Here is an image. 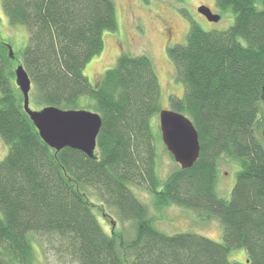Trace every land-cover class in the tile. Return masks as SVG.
<instances>
[{
  "label": "trees",
  "instance_id": "1",
  "mask_svg": "<svg viewBox=\"0 0 264 264\" xmlns=\"http://www.w3.org/2000/svg\"><path fill=\"white\" fill-rule=\"evenodd\" d=\"M215 5L233 12V25L205 31L192 23L183 44L166 48L183 85L169 109L192 122L200 153L192 168L160 180L150 124L161 110L160 84L151 59L121 53L94 85L84 75L103 33L117 29L114 0H1L28 42L16 60L0 41V138L8 147L0 161V264H42L36 252L44 256V244L54 243L76 264H240L228 260L233 249L245 250L244 264H264V0ZM18 64L38 109L100 116L93 157L41 140L14 82ZM224 158L240 167L229 199L216 193ZM132 187L146 189L159 210L174 205L217 221L222 242L161 232ZM88 191L130 223L131 238L102 228Z\"/></svg>",
  "mask_w": 264,
  "mask_h": 264
},
{
  "label": "rangeland",
  "instance_id": "2",
  "mask_svg": "<svg viewBox=\"0 0 264 264\" xmlns=\"http://www.w3.org/2000/svg\"><path fill=\"white\" fill-rule=\"evenodd\" d=\"M114 3L117 29L103 33V50L86 64L84 75L90 84L94 85L106 70L115 65L121 53L131 56L147 55L155 67L159 80L161 109L170 108L171 94L177 97L183 95V85L176 81L175 67L166 55V48L174 44H183L192 23L205 31H222L233 25L235 19L231 10L218 8L215 0H114ZM202 5L220 16L219 21H207L199 14L197 9ZM0 41L11 47L16 60L20 58V53L28 42L26 28L9 23L2 10L1 0ZM29 106L33 110H38L31 99ZM150 124L153 133L158 137L155 144L157 175L160 180H164L179 165L170 158L161 141L158 115L152 117ZM7 152L8 147L0 138V161ZM239 169L234 159L220 160L216 184V193L220 198L229 199ZM132 191L147 207L155 228L161 232L167 235L193 233L214 242H222V229L217 221L206 220L192 210L174 205L159 210L154 206L153 197L146 189L132 187ZM86 195L100 225L107 233L122 231L127 238L133 236L130 223L120 222L113 210L103 207L91 192L88 191ZM35 258L37 263L42 264H76L74 259L69 258L56 243L44 244V256L36 252ZM228 260L244 264L247 254L244 249H233L228 253Z\"/></svg>",
  "mask_w": 264,
  "mask_h": 264
},
{
  "label": "water",
  "instance_id": "3",
  "mask_svg": "<svg viewBox=\"0 0 264 264\" xmlns=\"http://www.w3.org/2000/svg\"><path fill=\"white\" fill-rule=\"evenodd\" d=\"M207 21L217 22L215 15L206 6L197 9ZM9 55L13 57L11 47ZM14 82L23 96V109L36 128L41 140L51 149L60 151L68 147L81 151L88 157L94 156L96 138L101 127L100 116L84 109L62 110L46 106L33 110L29 106L31 81L21 64L14 68ZM264 105V84L262 86ZM160 137L168 153L181 169H190L199 158L198 133L192 122L184 115L171 109H161L158 113ZM264 138V128H263Z\"/></svg>",
  "mask_w": 264,
  "mask_h": 264
}]
</instances>
